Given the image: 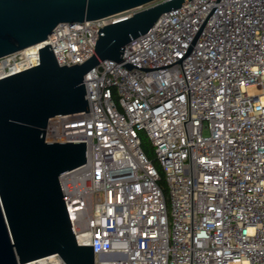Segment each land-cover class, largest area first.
<instances>
[{
    "label": "built area",
    "instance_id": "obj_1",
    "mask_svg": "<svg viewBox=\"0 0 264 264\" xmlns=\"http://www.w3.org/2000/svg\"><path fill=\"white\" fill-rule=\"evenodd\" d=\"M146 6L60 23L7 60L30 68L47 44L59 65L82 63L102 27ZM121 58L84 75L89 112L46 126V142L86 145L59 176L77 243L94 264H264V0H186Z\"/></svg>",
    "mask_w": 264,
    "mask_h": 264
},
{
    "label": "water",
    "instance_id": "obj_2",
    "mask_svg": "<svg viewBox=\"0 0 264 264\" xmlns=\"http://www.w3.org/2000/svg\"><path fill=\"white\" fill-rule=\"evenodd\" d=\"M186 0H0V264L58 255L66 264H94L79 245L59 176L87 160L85 142H46L49 118L89 112L84 75L100 60L121 61L122 45L146 33ZM148 5V6H146ZM146 6L99 31L94 53L59 65L50 45L20 71L7 58L42 43L60 23L77 24ZM129 66V65H128Z\"/></svg>",
    "mask_w": 264,
    "mask_h": 264
},
{
    "label": "trees",
    "instance_id": "obj_3",
    "mask_svg": "<svg viewBox=\"0 0 264 264\" xmlns=\"http://www.w3.org/2000/svg\"><path fill=\"white\" fill-rule=\"evenodd\" d=\"M140 135V139H141V149L143 150V152L150 158L154 161V155H153V150H152V146L148 140V138L146 137V135L144 134V132H140L139 133ZM156 164V167L158 169V172L160 174V181H159V184L164 187V180H163V172H162V169L158 166L157 163Z\"/></svg>",
    "mask_w": 264,
    "mask_h": 264
}]
</instances>
